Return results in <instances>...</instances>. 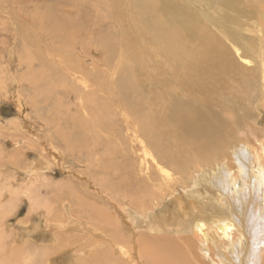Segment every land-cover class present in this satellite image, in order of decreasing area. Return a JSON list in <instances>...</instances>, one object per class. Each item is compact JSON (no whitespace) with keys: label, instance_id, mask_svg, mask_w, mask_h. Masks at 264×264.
Listing matches in <instances>:
<instances>
[{"label":"bare ground","instance_id":"obj_1","mask_svg":"<svg viewBox=\"0 0 264 264\" xmlns=\"http://www.w3.org/2000/svg\"><path fill=\"white\" fill-rule=\"evenodd\" d=\"M177 1L113 0L97 56L73 51L86 13L48 7L24 30L28 104L57 126L8 166L71 175L15 236L2 208L0 264H264V0H209L235 11L209 25Z\"/></svg>","mask_w":264,"mask_h":264},{"label":"rangeland","instance_id":"obj_2","mask_svg":"<svg viewBox=\"0 0 264 264\" xmlns=\"http://www.w3.org/2000/svg\"><path fill=\"white\" fill-rule=\"evenodd\" d=\"M225 1L233 3L236 8L240 6L237 2L240 0ZM194 2H196V8H193ZM208 2L209 0L177 1L182 8L198 11L200 17L202 16L201 21L208 25L212 24L209 19L211 16H222L229 12L235 13L234 10H229L225 5L216 4L213 1L209 2L211 7L207 9ZM112 5L113 0H61L59 2L56 0H0V67L5 68L8 77L11 75L17 77V79L15 78L17 81H7L9 84L6 88L2 87L3 84L0 82V92H2V94L0 93V205L2 206H0V212L2 208H7L5 210L9 212V215L2 220V228L5 230L3 232L7 235L15 236L18 233V222L28 217L31 212L30 204L33 200L46 199L51 195L49 191L58 186V181H65L67 178L65 176L69 174L64 173L63 175L62 169L59 167L55 168L52 173L46 174L49 176L47 179L34 176L27 179L23 176L19 180L17 177L20 175L8 166L14 164V160L17 159L21 163H19L20 168H28L32 163L33 151L39 153L42 148L45 133L52 134L57 126L53 125L50 128L47 124H36L37 115L28 104V87L20 80L21 71H17L19 51L24 40L26 41L23 32L25 29L33 30L36 27L35 16L48 7L59 10L67 18L86 13L84 18L88 25L74 37L73 45L75 44L76 48L74 47L73 51L75 53L88 51L84 55L81 54L83 58L89 53L92 56H97L98 54L93 52L96 51L100 30L108 29L114 24ZM204 13L208 15L205 17L203 16ZM32 19L33 25L31 24ZM29 20L30 23L25 25ZM49 35L41 37L44 39L43 43L45 46L55 47L57 45L55 36ZM91 58L87 59V63L94 64ZM81 75L77 79V84L89 81L88 78L81 77ZM22 86L23 88H21ZM23 93L25 96L22 95ZM39 187L40 193L38 192ZM25 241L26 239L19 242L25 243ZM37 243L39 242L37 241Z\"/></svg>","mask_w":264,"mask_h":264}]
</instances>
